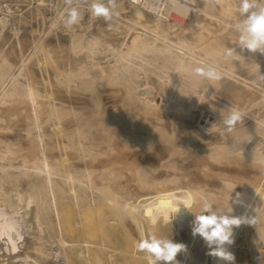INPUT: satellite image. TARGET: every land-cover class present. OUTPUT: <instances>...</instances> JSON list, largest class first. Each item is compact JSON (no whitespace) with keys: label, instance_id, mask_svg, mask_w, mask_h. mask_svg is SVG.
Here are the masks:
<instances>
[{"label":"bare ground","instance_id":"bare-ground-1","mask_svg":"<svg viewBox=\"0 0 264 264\" xmlns=\"http://www.w3.org/2000/svg\"><path fill=\"white\" fill-rule=\"evenodd\" d=\"M84 2L82 32L52 29L61 9L36 40L0 2V264H149L136 244L161 233L187 245L181 264H226L191 234L183 206L205 201L256 215L228 248L264 264V85L224 47L240 52L238 0H118L127 27ZM240 54L264 75V55ZM208 63L220 81L191 74ZM230 106L243 119L228 132Z\"/></svg>","mask_w":264,"mask_h":264},{"label":"clouds","instance_id":"clouds-1","mask_svg":"<svg viewBox=\"0 0 264 264\" xmlns=\"http://www.w3.org/2000/svg\"><path fill=\"white\" fill-rule=\"evenodd\" d=\"M118 0H90L89 12L93 19L103 18L104 22L109 23L114 15H118ZM66 7L62 13V22L65 28L71 29L80 23L82 13L79 8L78 0H65ZM237 19L231 25V32L235 39L229 38L230 42L237 45L236 48L225 47L226 55L232 57L234 61L244 64H255V82L264 85V75L260 74V67L254 61L248 62L240 53H260L264 55V0H238L236 5ZM194 77L201 78L209 82L220 81L222 72L215 63H208L191 69ZM243 119L238 109L229 107L220 110V120L226 130L231 132L235 126ZM194 219L190 221L191 234L193 237L199 236L208 248V255L218 258L226 264H234L235 256L229 251L228 246L234 243V226L241 224L257 223L254 217H234L231 215L232 208L221 209L212 202L205 201L201 204L199 214L193 213L187 204L183 206ZM180 207L176 210V213ZM264 211V206L260 208ZM257 212V210H255ZM136 249L147 255L149 264H181L176 259L177 255L187 252V245L174 242L172 237L167 234H151L142 237L136 244Z\"/></svg>","mask_w":264,"mask_h":264},{"label":"rangeland","instance_id":"rangeland-1","mask_svg":"<svg viewBox=\"0 0 264 264\" xmlns=\"http://www.w3.org/2000/svg\"><path fill=\"white\" fill-rule=\"evenodd\" d=\"M0 2H1V5H2L3 8H4V4H5L8 8H10L12 10L11 12H12V15L14 16V17L12 16V18L14 20L17 19L15 22H17L19 20L17 25L19 26L21 31H23L24 29H29L30 26H32L33 28L39 29V33L36 34L35 40L38 38L39 34L41 35L43 32L48 31V28L50 29L49 26L51 24L50 22L52 21L51 19H53V20L55 19L54 17H56L57 11H60L61 9H64L66 7L65 0H45L44 1L45 4L43 2V4H41V5L37 4L38 0L37 1L36 0H0ZM78 2H79L78 3L79 5H82V6L86 5L87 6V4H86V2H84V0H78ZM36 8L39 9V11ZM83 8H86V10L83 9ZM81 9H83L84 14L82 15V20L80 21V23L75 25V26H73L72 29H68V31L67 30H65V31L62 30L61 34L65 35V36H69V30H73L76 33H80V32L83 31V28L85 27L83 25H86V23H87V19H86L87 18V7L83 6ZM112 21L116 22V24H118V25L124 23L125 27H127V25H129L128 22H127L128 24H126V21L123 18L119 17V16L118 17L114 16ZM124 24L121 25V26H124ZM212 25L214 26L213 23H212ZM54 26H52V29L55 28V29H57L59 31H60V29L62 27L65 28L64 25H63V22H62V16H59L57 18V22L54 24ZM57 26H59V27L57 28ZM134 29L137 30L138 26H135ZM134 29L130 30L128 32V34L125 37V39H127L129 35H133L135 32H140L141 31L139 29L137 31H135ZM3 44H5L4 40H1L0 41V49L1 50H2V47H3V50H5L7 48L6 44H8V43L6 42V44H5L6 46H3ZM28 53H29L28 51H25L24 55H26ZM103 56L104 55L102 54V58H104V61H103V59H101V62H103V64H105V61H106L105 57L106 56H104V57ZM16 60H17L16 58H13V63L14 64H18L17 63L18 60L17 61ZM153 99L157 103H159V101H160V98L157 95H154ZM200 122L202 124L205 123L202 120ZM179 231H180L181 236L184 237V227L183 226L179 229Z\"/></svg>","mask_w":264,"mask_h":264}]
</instances>
